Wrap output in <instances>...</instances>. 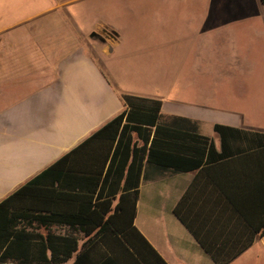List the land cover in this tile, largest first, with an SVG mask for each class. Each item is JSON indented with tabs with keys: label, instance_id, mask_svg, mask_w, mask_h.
Listing matches in <instances>:
<instances>
[{
	"label": "crops",
	"instance_id": "crops-1",
	"mask_svg": "<svg viewBox=\"0 0 264 264\" xmlns=\"http://www.w3.org/2000/svg\"><path fill=\"white\" fill-rule=\"evenodd\" d=\"M81 1L0 0V203L125 111L123 96L160 101L161 125L197 132L214 143L218 153L221 140L215 125L245 135H238L237 143L230 145L232 153L226 159L204 170L174 173L145 165L136 228L167 264H216L176 216L182 201L181 217L202 242L222 253H237L253 237L229 264H264V236L254 235L264 222V147L260 144L264 120L244 105L236 115L212 119L203 109L118 91L94 53L97 44L87 40L93 31L71 38L54 35L63 30V24L44 23L57 10H70ZM260 4V23L252 24L244 17H233L229 10H222V21L215 24V10H210L207 32L214 36L219 27L228 31L248 26L264 49V5ZM103 27L116 33L108 25ZM119 41L118 34L116 40H107L106 53ZM226 44L222 54L228 71L237 69L246 82L247 66L254 70V61L245 55L237 58ZM113 184L110 180L106 185L104 197L112 195ZM51 230L85 238L66 226ZM73 263L74 259L65 264Z\"/></svg>",
	"mask_w": 264,
	"mask_h": 264
},
{
	"label": "trees",
	"instance_id": "trees-1",
	"mask_svg": "<svg viewBox=\"0 0 264 264\" xmlns=\"http://www.w3.org/2000/svg\"><path fill=\"white\" fill-rule=\"evenodd\" d=\"M122 99L125 111L0 203V264H65L72 259L73 264H167L134 224L144 166L174 173L204 170L226 159L230 145L245 133L215 125L218 153L197 132L161 125L160 101ZM110 180L115 188L104 197ZM181 206L182 201L176 216L216 264H229L253 242L252 237L237 253L224 254L200 240L181 217ZM55 226L80 231L85 238L57 235L51 230ZM259 234L264 236V222L254 231Z\"/></svg>",
	"mask_w": 264,
	"mask_h": 264
},
{
	"label": "rangeland",
	"instance_id": "rangeland-1",
	"mask_svg": "<svg viewBox=\"0 0 264 264\" xmlns=\"http://www.w3.org/2000/svg\"><path fill=\"white\" fill-rule=\"evenodd\" d=\"M68 9L44 22L64 25L54 35L74 38L93 31L107 38L103 30L113 31L103 25L119 35V45L108 54L102 40L87 36L97 44L94 53L118 91L203 109L212 119L236 115L244 105L264 120V49L256 32L248 26L219 27L213 36L206 25L210 10H215V24L222 21V10L247 24L260 23L259 0H83ZM224 42L237 58L254 61V70L247 66L246 82L237 69L228 71Z\"/></svg>",
	"mask_w": 264,
	"mask_h": 264
},
{
	"label": "water",
	"instance_id": "water-1",
	"mask_svg": "<svg viewBox=\"0 0 264 264\" xmlns=\"http://www.w3.org/2000/svg\"><path fill=\"white\" fill-rule=\"evenodd\" d=\"M103 34L107 36V38H104L101 34H98L96 32L92 33L90 38L95 40H102V42L105 44L107 40H116L117 34L115 32L108 33L106 29L103 30Z\"/></svg>",
	"mask_w": 264,
	"mask_h": 264
}]
</instances>
